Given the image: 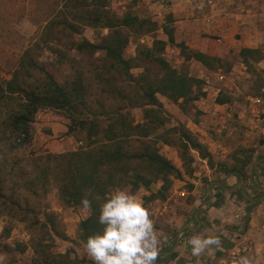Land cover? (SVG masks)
Here are the masks:
<instances>
[{
  "label": "rangeland",
  "instance_id": "374dc122",
  "mask_svg": "<svg viewBox=\"0 0 264 264\" xmlns=\"http://www.w3.org/2000/svg\"><path fill=\"white\" fill-rule=\"evenodd\" d=\"M95 1V5L107 4L109 11L118 16H121V12L130 6V10L139 18H149L159 27L166 19L170 20L161 5L152 8L146 7L159 0ZM259 1H261V17L264 19V0ZM83 2V0H0V86L3 89L7 85L6 80L10 79L15 72L34 83L42 80L44 72L29 68V61L26 64L20 62L25 57L27 59L28 56H31L55 77L65 79L67 76L75 78L80 75L84 78V83L90 93V96L88 95L91 107L89 109L91 111L88 112L90 116L101 114L102 111H99L98 104L104 103V101L111 102L115 106L118 102H123L125 105H128L129 102L139 103L137 100L140 99L138 98L141 92L140 85L129 80L123 67L115 65V62L106 57L104 51H98L94 55L90 47H85L82 52H77L75 49V45L84 42L85 36L95 41H99L101 37L100 29H94L85 24L86 20L92 19V16H89V13L86 17L81 16L74 10L75 7L83 5ZM159 9L162 15H159ZM87 10L92 12V10ZM263 19L261 21L264 23ZM167 21L165 23L169 22ZM262 25L261 58L263 59L264 24ZM76 27H79L80 31L75 29ZM166 27L171 28V26ZM121 33L129 34L128 31ZM240 35L237 33V36ZM135 37L139 44L136 48L134 43L129 44L124 50V55L129 57L139 53V65L132 69L133 73L137 76H140L141 73L147 74L151 80L157 81L163 73L162 68L153 59L145 57L147 52L145 43L148 42L151 35L142 36V42L139 39L140 35ZM160 46L161 44L156 45L155 55L166 58L179 75L192 77L194 80L191 88L199 95L194 100L205 101L202 105H207L209 108L204 111L199 106V102L188 100L181 103L184 109L189 107L184 111L186 114L184 122L175 118L172 113L173 105H171L172 112L168 115L151 112L150 118L154 119V126H143L142 128L127 126L129 134L141 135L145 132L150 134L152 138L148 143L154 145L158 142L162 154L183 172L180 176L175 170L168 171L167 187H169V191L164 195L165 199H161L162 196L158 193L150 197L152 189L156 190L161 184V181L157 180L151 184L150 190L143 188L140 194L141 197L144 194L142 200L153 217L162 211V204L168 201L171 204L169 209L176 211L178 224L175 226L177 230L186 223H194L200 227L193 221L196 207H190L187 218L182 217L181 219V213L183 214L185 209L188 210V205H192V201L195 196L199 195V191L202 193V201H205L210 195L211 184L214 185L215 182L220 181L228 186L223 171L232 169L237 164L238 167L235 168L240 170L242 161L246 160L244 157L252 155L251 153L242 154V149L238 152L236 149L241 148L242 145L239 144V147H235L236 144L231 143L232 135L228 133L227 123L228 121L235 122V119L231 116L232 113L226 114L228 110L225 107L219 109L216 103L243 102L245 108L242 115H246L250 124L249 126L245 125L247 130L255 132L264 126V105L258 106L259 110L253 109V97L260 95L264 98V61L261 60V71L253 73L251 68L249 71L247 70L246 64L239 62L240 56L231 54L221 57V59L213 57L214 60H210L211 64L208 66L193 57L192 54L197 49L189 45L171 44L176 48L174 50L161 49ZM25 72L33 73V77L30 79L29 76H23L26 75ZM100 94H103L101 97L103 101L97 100L100 98ZM124 94L129 95V98L127 95L124 97ZM20 98L21 93H16L12 94L9 99L6 98L5 102L3 98L0 99V264H93L86 254L85 241L79 237L78 233L80 220L90 212V209L83 210L76 204H68L60 198L56 187V182L62 175L61 171L66 170L63 165L68 163L69 156L53 158L54 152L49 151L51 145L45 146V143L53 144L55 142L65 143V148L74 146L76 142L78 146H82L86 144L85 136L78 131L74 133V138H70L60 128L52 132L51 135H43V131L50 128V125L45 123L43 115H39L33 124L34 139L32 138L33 140L28 142L24 141V136L20 135L21 131L14 130L9 126L10 114L16 110ZM161 98L164 99V96ZM165 101L168 102L166 99ZM215 110L220 115L219 117L215 116ZM128 112L125 111L128 116L125 117L129 119L128 124L132 118L140 120L144 113L143 107L139 106L133 107L129 114ZM239 114L241 112H236V115ZM103 119V117L99 119L101 124H104L105 119ZM60 121L69 122L62 116ZM183 130H188L198 140L203 139L202 152L205 153L208 148H211L214 155L211 154L209 159L205 158L202 152L198 151L197 154L193 150H189V154L195 156L191 155L190 161L182 159L179 143L180 133ZM236 134L239 132L237 131ZM233 135L235 134L233 133ZM255 135L256 140L264 139L262 134L257 135L256 132ZM75 139H77L76 142ZM143 141L140 138L129 137L125 142L130 150H134L136 147L140 148ZM127 166L128 170H131L132 165ZM139 170L152 177L158 173V167L151 166L148 162H145ZM161 174L164 175L165 172L163 171ZM247 177V174L244 175L245 181ZM35 183L36 188L33 189ZM193 189H196L195 195L191 192ZM113 190L117 189L111 187L109 194ZM182 190L190 191V193L182 194L180 193ZM226 194L223 192L219 195L222 201ZM204 208L200 213L202 212V216H209L211 214L209 207ZM217 208L219 216L231 213V209L225 201L219 202ZM158 216L159 221L154 223V228L159 226L167 228L169 223L165 220L164 215ZM226 222L224 220L213 225V229L207 233L211 235V233L217 232L218 235H221L223 249L227 248L225 246L226 238L230 234L226 227L230 224ZM245 229L246 225L240 224V227L235 228L234 232L242 233ZM156 232L160 237L161 232ZM177 234H179V230L174 233L175 236ZM184 235H189L188 240L193 236L187 230ZM172 242L164 248H158L168 250L173 245ZM61 254H68V257L62 258ZM202 258L205 263L234 264L238 256L234 257L233 254L224 251V253H202Z\"/></svg>",
  "mask_w": 264,
  "mask_h": 264
},
{
  "label": "crops",
  "instance_id": "0c3cea01",
  "mask_svg": "<svg viewBox=\"0 0 264 264\" xmlns=\"http://www.w3.org/2000/svg\"><path fill=\"white\" fill-rule=\"evenodd\" d=\"M83 1V5L75 7L74 10L77 14H80L81 16L85 17L88 16V13L89 15L90 13H92L88 12L87 9L92 11L94 10L95 13L97 12V15L100 19L97 21H94L93 19H85L87 21H85V24L91 26V28L101 30V37L99 41H95L92 38H89L88 36H85L86 38H84L83 41L87 40L93 44H102L115 31H128L129 34L125 35L128 38V41L125 47L123 48L122 53L123 58L127 60L129 65V69L128 71L125 70V73L130 81L134 82L137 85H140L141 92L138 96V98L140 99L137 100L139 102L138 104L129 102L128 105H125L123 102H118L116 103V106L111 102L104 101V103L98 104L100 106L99 111H102L100 112L101 114L99 116H90V113H88L89 111H91L89 110L91 107L88 101V95L90 96V93L88 92V89L84 83V78L78 75L75 78H68L67 76L64 79L57 76L55 77L52 74L61 85H67L69 87H73L78 83L82 85L83 94L86 101L85 104L81 106L80 110L82 112L80 113L79 117H77L76 115L77 118H79L80 120H88V122L95 121L99 124L100 128L104 129L112 127L115 131V134L112 135L110 139H107V137L103 134V138L99 139L98 141H95L93 145L88 146L86 132L80 129L81 125H78L77 119V121L75 120L73 122L72 115L70 113H68L65 109L57 108L54 106L40 107L35 114L34 120L32 121L33 136L35 135V128L33 124L35 123V120L38 118L39 115H43L45 118V123H48V125H50V128H48L46 131H43V135H51L52 132H55L58 128H60L66 133L67 136H70V138H74V133L80 131L84 134L86 139V144L82 146H78L76 144L77 139H75V145L70 146V148H65V143L61 142L54 141L55 143L53 144L45 143V146L47 147L49 145L52 146L49 147V151L54 152V154L87 150L93 147L98 149L105 147L111 148L112 146H115L117 144L121 146L123 152L126 150L131 153H136L142 152L144 147L148 146L149 149L157 151L160 155L165 157L171 164H173L169 158L162 154L158 142H156L154 145H150L148 143L151 141L152 138L150 134H147L146 132L142 133L141 135H137L135 133L127 134L124 131V128L129 124L130 126L139 127L154 126L155 121L154 119L150 118L151 114L150 116H146V110L152 109V113L158 112L165 115H168L170 114V112L173 111L172 113H174L175 118L179 121L184 122L186 118V114L184 111L189 109L188 106L185 109L184 107H182L181 103L185 101L182 97H177L171 92L163 89L155 91V96L159 104H151L146 98L143 97L145 80L150 79V76L142 73L140 74V76H137L133 73L132 69L138 67L139 65V53H136L134 56L129 57L124 55V50L129 44L134 43L135 48L139 44L135 37L137 35L141 36V38H139L141 42L143 41L142 36L146 34L151 35L148 42L145 43L146 49L151 50L152 48H154L155 41L163 40L166 42V44L164 45V49L166 48L174 50L176 48L171 46V43L168 41V36L165 33L166 26H171V29H173L174 39L176 43H184L192 48H195L209 55L218 57L220 59L221 57H225L227 55L230 56L231 54L240 56L239 62L242 64H246L248 71L250 70V68L253 73L255 71H261V60L264 61V58H261V28L263 27L262 24L264 23L261 21L263 17H261V1L259 0H159L156 1V3H153L146 7L152 8L156 5H161V7L165 9L166 15L169 16V18L171 19L168 20L169 22L166 19L163 24H160V27L158 24L155 23V25L151 29L146 28L140 33H136V31H134L138 27L136 25L134 27L126 26L123 24H119V22L113 23V25L107 24V21L114 22L117 19L124 17L129 12H131L133 15L138 16L130 10V6H128L127 10L125 9L123 12H121V16H118L115 14L113 15V13L109 11V7L107 4L103 3L101 5H95L92 0ZM159 15H162V13L160 14V9ZM166 21L168 23H165ZM75 29L80 31L79 27H76ZM133 33H135L136 35H134ZM237 33H240L241 35L237 36ZM101 39L103 41H101L102 43L100 42ZM75 49L77 50V52H82V50H84L79 48V44L75 45ZM247 49L252 51H245ZM90 50L94 55L98 51H104L106 57L109 59V57L107 56V51L104 48H96ZM164 59L168 61L166 58ZM111 61L114 62L112 59ZM114 64L119 65L116 62ZM97 84L99 85L100 83ZM102 95L103 94H100V98L97 100L103 101L101 98ZM126 95L127 94H124V97H126ZM128 96L129 95H127V97ZM161 96H164V99L161 98ZM165 99L168 102H166ZM253 100L254 110H259V108L264 105V98L260 95L254 96ZM123 101H125L124 98ZM194 101L199 102V106L202 110H208L209 106L202 105L205 101ZM171 105H173L172 111L170 110ZM216 105L217 107H219V109L225 107L228 110L226 114L230 115L232 113L231 116L233 117V119H235V122L228 121L227 126L230 129H228V133H231L232 135L231 143H235V147H237L239 144L242 145L241 148H237L236 150L240 152L242 149V154L244 153L245 155V153H251L252 155L247 158L246 156L244 157V159L246 160L242 161V168L240 170H238V168H234L235 170L233 171H229L231 169L223 171V175L224 177H226V182L229 184L228 186H225L220 181L215 182L214 185L211 184L210 195L205 201H202V193L199 191V195L195 196L192 201V205H188V210L185 209L183 214L181 213V219L182 217L187 218L189 216L188 213H190V207H196L195 212L193 214V221L196 224L200 225V227L196 226L194 223H186L178 229L179 234L175 236V231H178L177 227L175 226L176 224H178V219L176 218V211L169 209L171 204H169L168 201H165L162 204V211L158 212V215H164L165 220H167L169 225H167V228L159 226L158 228L160 229H158L155 227L156 231L161 232V236L159 237V247H166L169 243L173 241V237L175 240L172 242L173 245L168 250H160V248H158V256L156 258L155 264H212L205 263V260L202 258V254L199 258L188 254L191 253V245L188 244L187 237L189 235H184V232L185 230L190 231L193 236L198 234L208 235L207 233L210 229H213V225L215 226V224L223 222L224 220L227 221V224H230L226 225L228 231H230V234L226 238L227 242L225 246H227V248L223 249L222 252L216 251L213 246V251L211 252V254L217 252L224 253V251H228L230 254H233L234 257H236V255L238 257H249L253 261V264H264V139L261 141V138L260 140H256L255 138L256 132L257 135L262 134V137L264 138V126H261V128L255 132H251L249 129L247 130L245 125L249 126L250 124L247 121L246 115H242V112L245 108V104L243 102H217ZM135 106L143 107L144 113L140 120H134V118H132L130 119V123L128 124L129 119H126L125 116H127V114L125 113V111L131 112L132 108ZM215 112V116L219 117L220 115L217 114L216 110ZM236 112H241V114L236 115ZM61 116L69 122L63 123L62 121H60ZM102 117L105 119H103L104 124H101L99 120ZM120 118H123V126L120 123ZM161 121L163 122V119H161ZM70 125L73 126L72 130H70ZM237 131L239 132V134H236ZM233 133L235 135H233ZM129 137H136L142 139V141L144 140L142 146L140 148L136 147L134 150H130L127 146V143L125 142L126 139H128ZM32 138L30 140L34 139ZM80 138L83 139L82 137ZM199 141L202 143L203 139L200 138ZM189 150H193L198 154V150L196 148L190 147ZM208 150L212 155H214V152L211 148H208ZM100 159H103L105 160V162H108L106 165L103 166L104 169H115L114 171L116 172L118 178L116 183L112 186L113 188L129 191L137 195L141 199L143 198L144 194H142L141 197L140 191H142L143 188L145 190H150L151 184L156 182V180L161 181V184L157 187L156 190L152 189V193L150 194L151 197V195L157 193L161 186L165 183V175L168 178L167 174L162 175L159 169L158 173H156L157 175H153V177L144 174L145 172L139 170V168L143 166L145 162H148L151 166L157 167V165L155 163H152V161H150L147 157L136 156L128 160L120 158L107 159L105 157H100ZM127 165H132L131 170L129 169L130 171L128 170ZM235 167H238V164ZM175 168L178 170L177 174L182 176L183 172L181 168H177L176 166ZM140 174H143L147 178V180L150 181L145 184L139 179ZM246 174L248 175V177L245 181L244 175ZM56 187L59 191L58 193L60 195V198H62L57 182ZM35 188L36 183L33 184V189ZM167 191H169V187L164 190L165 194L167 193ZM185 192L190 193V191L184 190H182L180 193L184 194ZM191 192L195 195L196 189H193ZM223 192L227 193L224 198V201L225 203H228L229 209H231V213L225 216H219L217 206L219 205V202H224L219 196ZM165 198L166 196L161 197V199ZM77 205L83 208V210L87 209L84 208L82 204ZM204 207H209V212L211 213L209 216H202V212L200 213L201 210L203 211V209H205ZM89 214L90 212H88V214L83 218L87 217ZM158 215L153 217L151 214L153 223L159 221ZM240 224H245L246 229L242 233L234 232L235 228L240 227ZM211 235H218V233H211ZM183 244L185 249L183 247ZM184 250L187 252H185Z\"/></svg>",
  "mask_w": 264,
  "mask_h": 264
},
{
  "label": "trees",
  "instance_id": "16d2710c",
  "mask_svg": "<svg viewBox=\"0 0 264 264\" xmlns=\"http://www.w3.org/2000/svg\"><path fill=\"white\" fill-rule=\"evenodd\" d=\"M95 1V0H94ZM93 1V3H94ZM96 2V1H95ZM97 4V3H96ZM98 13L92 11L89 16H92V19L95 21L100 18L97 15ZM171 19V18H170ZM123 24L126 26H138L136 33L144 31L146 28L151 29L155 22L149 18H139L136 15H133L131 12L127 13L124 17L117 19L114 22H108L107 24L113 25V23ZM122 31H115L109 38H107L102 44H93L89 41H84L79 44V48L84 49L85 47H90V49L104 48L107 51V56L111 58L114 62L118 63L126 71L129 69L127 60L123 58V48L127 44L128 38L121 33ZM165 33L168 35V41L171 44H177L174 39L173 29L165 28ZM157 44H161V49L164 48L166 44L163 40H157L154 43V48L147 49L145 57L153 59L156 63L160 65L163 73L159 76L157 81L151 79L145 80L144 93L143 97L148 100L151 104H159L155 91L163 89L171 92L177 97H182L185 101L197 99L199 97L198 93L194 92L192 87L193 78L187 77V75H179L177 70L166 61L163 57L155 55V48ZM251 52L252 50H245ZM193 57H196L198 60L202 61L205 65H210V60H214L213 57L202 51L193 52ZM29 61V68L34 70L44 72V76L40 81H30L27 78L21 77V74L15 72L13 76L6 80V87L0 86V99H5L12 94L21 93L20 101L17 104L16 110L10 114L9 126L14 130H20L23 135V140L28 142L32 138L33 127L32 121L34 120L35 114L40 107H49L54 106L57 108L65 109L68 113L72 115L73 122L77 119L80 120L79 115L82 112L81 106L85 104V97L83 94V88L80 83L73 87L67 85H61L55 77L47 72L41 64L28 56L27 59L21 60L20 62L26 64ZM30 79L33 77V73L25 72ZM32 75V76H30ZM148 78V77H147ZM24 84V85H23ZM7 100V99H6ZM152 109L146 110V116H150ZM77 115V117H76ZM76 120V121H77ZM77 121L78 125L80 124L81 130L86 132V137L88 141V146L93 145L95 141L103 138V134L110 139L112 135L115 134L114 128H100L99 124L95 121L80 120ZM120 123L124 125L123 118H120ZM76 124V123H75ZM129 127V125H127ZM127 126L124 128V131L128 133ZM138 128L139 126H132ZM142 128V127H139ZM73 129V126L70 125V130ZM181 140L179 147L181 148L182 158L184 160L190 161L192 159L191 154H189V148H196L199 152L201 150V142L195 138L191 132L188 130H183L181 133ZM201 150V151H200ZM203 153V152H202ZM69 156L67 164H64L66 170L61 171V174L57 180L58 187L61 193L62 198L68 204H81L80 200L83 196L87 197L91 201L90 214L80 220L79 224V237L85 242L89 235H92L100 230H102V225L98 223V215L100 204L104 201L107 195H109L111 187L117 181V174L113 169H104V165L108 162L101 158H115V159H131L132 157H147L152 163H155L160 172H167L169 170H175L178 173V170L173 164H171L165 157L160 155L157 151L149 149L148 146H145L142 152L131 153L129 151H122V148L119 144L112 146L111 148H89L87 150L71 151L67 153L53 154V158ZM204 157L211 158V153L206 150L203 153ZM99 158V159H98ZM125 160V161H126ZM110 161V160H109ZM233 167L229 171H233ZM120 177V176H119ZM139 179L145 184L150 180L143 175H139ZM165 183L158 190L160 196L165 197L164 190L167 189L168 178L164 177ZM116 180V181H115ZM137 185V184H136ZM62 258H67L68 254H61Z\"/></svg>",
  "mask_w": 264,
  "mask_h": 264
},
{
  "label": "clouds",
  "instance_id": "9594fccd",
  "mask_svg": "<svg viewBox=\"0 0 264 264\" xmlns=\"http://www.w3.org/2000/svg\"><path fill=\"white\" fill-rule=\"evenodd\" d=\"M80 203L91 207L87 195ZM98 223L102 230L89 235L84 248L93 264H155L158 256L159 237L151 214L144 201L137 195L123 190H113L100 204ZM191 255L199 258L202 253L223 251L218 235H194L189 238ZM234 264H253L247 256H240Z\"/></svg>",
  "mask_w": 264,
  "mask_h": 264
}]
</instances>
